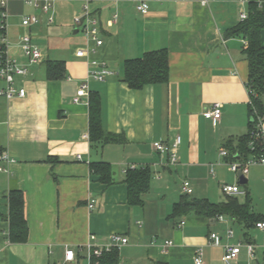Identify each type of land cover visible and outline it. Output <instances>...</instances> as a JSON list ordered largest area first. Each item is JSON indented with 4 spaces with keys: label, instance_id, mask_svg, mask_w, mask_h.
<instances>
[{
    "label": "crops",
    "instance_id": "0c3cea01",
    "mask_svg": "<svg viewBox=\"0 0 264 264\" xmlns=\"http://www.w3.org/2000/svg\"><path fill=\"white\" fill-rule=\"evenodd\" d=\"M31 1L7 0L5 7L7 56L27 73L14 77V86L25 89L23 97L0 95V148L8 155L0 159V264H58L66 248L85 256L91 234L95 243L104 244L114 233L128 238L118 249V264H193L198 249L203 264H223L224 246L238 243L235 264H263L264 229H247L228 216L169 218L183 195V180L191 184L190 196L212 202L224 201L225 195L215 199L208 186L194 196L197 183L202 188L199 182L216 181L220 190L222 184L238 185L246 193L237 199L243 196L239 201H248L250 212L264 218V165L249 166L242 185L236 172L224 177L231 161L220 153L226 139L247 132L250 120L248 63L242 53L246 41L225 35L240 22L239 13L248 11V3L146 0L149 8L142 14L129 0H89L87 10L98 19L102 40L96 46L74 22L85 13L84 0L53 2L47 13L40 7L43 0ZM26 16L38 21L24 27ZM26 32L40 49L38 62L23 56L20 39ZM261 41L264 45V28ZM80 48L87 49L83 57L76 56ZM161 48L168 56L166 83L137 90L120 80L125 59ZM47 59L64 61L63 79H47ZM91 59L103 61L111 71L103 81L88 79ZM85 80L88 92L74 102ZM92 91L100 96L104 130L121 135L124 143L92 146L85 137ZM262 100L264 104V95ZM215 102L221 103V117L213 123L203 111ZM176 137L177 162L171 164L168 153L156 151L153 143L170 146ZM97 161L110 163L112 184L101 183L92 172L90 163ZM147 165L153 175L144 204L130 205L126 169ZM13 188L23 193L28 227L26 241L19 243L8 237L7 194ZM211 233L221 236L220 245L210 244ZM166 240L172 245L166 246ZM246 244L255 246L252 258ZM79 262L84 264L82 258Z\"/></svg>",
    "mask_w": 264,
    "mask_h": 264
},
{
    "label": "trees",
    "instance_id": "16d2710c",
    "mask_svg": "<svg viewBox=\"0 0 264 264\" xmlns=\"http://www.w3.org/2000/svg\"><path fill=\"white\" fill-rule=\"evenodd\" d=\"M261 1L264 0H248L247 18L225 32L226 36L236 35L246 41L242 53L248 63L246 86L249 92L248 116L250 119L255 114L264 117L262 100L264 95V45L261 41L264 14L259 7ZM4 35L5 30L0 25V62L5 58L6 45L1 40ZM44 64L48 80H60L65 77L64 61L47 59ZM120 80L125 82L129 88L137 90L142 89L147 84L166 83L168 80L166 48L144 52L142 56L137 58L125 59ZM88 111V139L92 146L106 143H124V138L121 135L104 130L101 121L100 96L97 92L92 91L89 93ZM247 126L248 129L245 134L228 138L223 142L221 147L227 153L224 156L227 161L245 162L253 156L264 155V144L261 138L251 137L254 121L248 120ZM251 142L253 149L250 145ZM2 151V148H0V153ZM90 168L101 183L106 185L113 183L110 163L105 161L91 162ZM152 175L153 172L148 165L126 169L124 182L126 184L127 201L130 205L142 206L144 204L143 195L150 188ZM190 195L183 194L178 201L173 203L169 218H181L189 213L204 215L210 219L228 216L231 219L243 222L247 229L256 227V223L259 221H264L262 216L250 212L248 201L240 202L236 196L225 195L224 201L212 202L207 198H197ZM7 199L9 240L18 243L25 242L28 236V227L24 216L23 193L17 188L10 189ZM118 261L117 249L105 252L99 258L100 264H118Z\"/></svg>",
    "mask_w": 264,
    "mask_h": 264
},
{
    "label": "built area",
    "instance_id": "2783aa9c",
    "mask_svg": "<svg viewBox=\"0 0 264 264\" xmlns=\"http://www.w3.org/2000/svg\"><path fill=\"white\" fill-rule=\"evenodd\" d=\"M28 3H32L31 0H27ZM62 1V0H43L40 7L43 12L47 13L53 2ZM84 8L85 13L81 16H75L74 22L81 29L83 34L89 38L96 46H100L102 44V40L99 37V21L96 17L91 16L87 10V3L89 0H84ZM135 3L136 9L142 14L147 13L149 5L146 0H129ZM158 1V0H157ZM198 3L202 5H206L213 0H196ZM242 2H248V0H241ZM7 4V0H0V25L6 32V12L5 7ZM259 7L264 14V1L259 2ZM248 12L241 11L239 13V21H243L247 18ZM51 17L48 18V21L51 22ZM38 18L36 16H26L22 20V25L24 27H29L31 24L36 23ZM2 42L6 45V33L2 37ZM21 50L23 56L30 63L38 62L41 58L40 49L34 44L31 40L30 35L26 32L22 35L20 39ZM87 54V49L80 48L76 51V56L83 57ZM90 67L88 70L87 77L88 79H94L97 81H103L106 76L111 74V71L108 69L106 64L103 61H99L97 59L90 60ZM27 73V68L16 63L14 59H11L7 56L5 51V58L0 62V80L4 81L5 86L0 88V95L5 96L6 98H11L13 96L23 97L25 95V89L23 87L16 88L14 86V77L25 75ZM69 79V77H68ZM88 90V82L85 80L82 82L77 88V94L73 97L74 102H80L82 98L87 94ZM248 91V90H247ZM249 94V92H248ZM204 117L210 119L213 123H216L221 117V103L215 102L212 104L210 108H207L203 111ZM252 122L254 121V129L251 132V137L261 138L264 144V117H259L255 114L254 117L250 119ZM85 137L88 138V135L85 134ZM180 138L176 137L175 141L169 146L164 144L163 142L156 141L153 143V147L158 152H166L169 155V161L171 164H175L177 162L176 157V147L179 144ZM251 148L253 149L252 142L250 143ZM222 156H226L227 153L225 150L220 151ZM80 156H77L79 158ZM0 159H8V155L3 152L0 154ZM264 165V155H260L258 157L253 156L246 160L245 162L241 161H231L228 163L229 168L233 172H241L242 175H246L248 172V168L251 165ZM181 191L183 194H191L192 187L188 180H183L181 183ZM221 191L225 195L229 196H237L243 195L245 192L238 185L235 184H222ZM94 200H90L88 203V207L91 209L93 207ZM218 219H222V216H219ZM256 228L264 229V221H259L256 223ZM228 235H232V231H228ZM95 235L91 234L89 236V242L86 244V254L85 256L80 257L76 254L73 248H66L64 252L63 262L58 264H80V259L82 258L84 264H100L99 258L103 253L109 252L112 249H119L121 246L126 245L128 243V238L121 234H111L109 236L108 242L104 244L95 243ZM209 242L212 245L218 246L221 243V236L217 233H211L209 235ZM166 246L172 245V241L166 240ZM246 248L249 256L252 258L254 256L255 246L253 244H246ZM241 244L230 245L227 244L224 246L223 255L221 260L223 264H235L238 255L240 253ZM193 264H203L202 259V251L198 249L193 256Z\"/></svg>",
    "mask_w": 264,
    "mask_h": 264
},
{
    "label": "rangeland",
    "instance_id": "374dc122",
    "mask_svg": "<svg viewBox=\"0 0 264 264\" xmlns=\"http://www.w3.org/2000/svg\"><path fill=\"white\" fill-rule=\"evenodd\" d=\"M223 174H224V177L225 178H232V177H235L236 176V173L233 172V171H231L230 169H228V167H226V169L224 170V173ZM176 180H177V178L172 179V182H171V185L172 186H175V181ZM206 182H207V184H206ZM199 183L202 184L203 187L201 188V185H198V183H197V186L195 184L196 191L197 192L195 191V193L192 194V195L198 196V195H200L198 193L201 192V190L204 191V190H206V188L208 189L209 187H211L209 189V191L212 192V195H213V197H215V199H220V198H223L224 197L225 194L223 192H221V190L219 189L216 181L210 183L209 180H205V181L199 182ZM202 193H203L202 195H207L208 196L207 192H202ZM239 200L243 201L244 200V197L243 196H240L239 197Z\"/></svg>",
    "mask_w": 264,
    "mask_h": 264
},
{
    "label": "water",
    "instance_id": "95a60500",
    "mask_svg": "<svg viewBox=\"0 0 264 264\" xmlns=\"http://www.w3.org/2000/svg\"><path fill=\"white\" fill-rule=\"evenodd\" d=\"M237 176H238V180H239V183L240 184H245L246 183V179H245V177L242 175V173L239 171V172H237Z\"/></svg>",
    "mask_w": 264,
    "mask_h": 264
}]
</instances>
